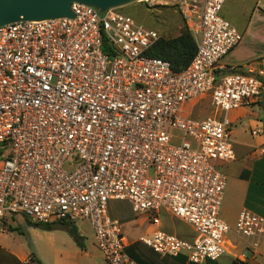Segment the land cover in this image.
Returning <instances> with one entry per match:
<instances>
[{
	"label": "built area",
	"instance_id": "obj_1",
	"mask_svg": "<svg viewBox=\"0 0 264 264\" xmlns=\"http://www.w3.org/2000/svg\"><path fill=\"white\" fill-rule=\"evenodd\" d=\"M224 1L136 2L175 8L192 34L196 52L178 73L149 57L159 36L120 8L71 4L73 18L0 27V230L6 215L85 222L104 264H135L122 224L107 214L109 201H125L154 227L162 210L194 232L191 241L158 228L140 237L155 254L203 264L227 252L219 215V165L235 160L227 114L261 101L264 69L220 64L242 40L220 17ZM206 98L213 116H182ZM235 231L256 248L264 219L241 211Z\"/></svg>",
	"mask_w": 264,
	"mask_h": 264
},
{
	"label": "crops",
	"instance_id": "obj_2",
	"mask_svg": "<svg viewBox=\"0 0 264 264\" xmlns=\"http://www.w3.org/2000/svg\"><path fill=\"white\" fill-rule=\"evenodd\" d=\"M226 1H224V4ZM262 3H264V0H257L253 13L259 12L264 15V6ZM249 29H246L244 32L238 30L242 33V40L222 59V66L240 68L248 66L251 70L255 71L264 69V61L259 62V60L264 59V32L259 31L251 36V29ZM195 104L194 102L185 104L182 116L191 118L192 109ZM256 106L260 108L258 103L257 105H252V107ZM229 115L230 117L228 118L234 126L241 119L247 120V127L249 128L248 136L251 138V141L243 138L232 139L235 160L231 163L219 165V168L226 177V185L219 215L221 220L229 227V232L226 235L227 252L217 263L264 264V236L260 239L258 247L252 248L250 239L239 236L235 231L237 216L241 211L250 212L264 219V153L260 152V149L264 150V133L256 137L251 135V131L257 127H262L264 130V121L252 119L257 115L259 116V111L257 110L253 112L238 108L231 111ZM262 118H264V115H262ZM242 175H245V177H242ZM166 214L171 219L173 218L168 213ZM139 217H142L146 227L144 230L139 229L141 233L137 234L139 235L138 240L142 236L151 234L156 228L160 229V221L159 226L154 227L151 225L147 216L142 215ZM182 223L185 224L184 222ZM54 231L65 232L71 237L64 229L44 232ZM126 237L128 240L126 250L129 256L134 260L137 259L140 264H156L155 261L157 260L159 262L164 261L165 264H191L187 261L184 254L177 257L160 256L146 246L140 247L137 243L131 242L127 235ZM72 242H75L73 238ZM81 244L82 248L70 244L65 239L47 236L44 237L42 245L34 242V246H30V255L34 257L37 264H104L102 256L96 246L95 249L99 255L87 251V247L82 240ZM17 252L18 250L16 248L3 244V241L0 239V264H19L22 258L18 256Z\"/></svg>",
	"mask_w": 264,
	"mask_h": 264
},
{
	"label": "rangeland",
	"instance_id": "obj_3",
	"mask_svg": "<svg viewBox=\"0 0 264 264\" xmlns=\"http://www.w3.org/2000/svg\"><path fill=\"white\" fill-rule=\"evenodd\" d=\"M256 2L257 0H227L222 7L220 17L240 32H244L246 29L252 27L250 28L252 33L251 36L259 31L264 32V15L259 12L253 13ZM262 5L264 6V3H262ZM120 12L130 17L137 25L156 32L159 38L163 39H171L178 36L180 31L186 27L177 10L170 6L157 7L147 11L143 5L134 2L121 7ZM263 61L264 59L259 60V62ZM221 62L222 60L220 61V64ZM194 103L196 104L192 109L191 118L200 120L215 114L213 108L209 104L208 98L195 101ZM258 104L260 105V108L257 106L252 107V105H257V103L241 108L246 109L247 111H259V116H252V119L264 121V118H262V115H264V96ZM229 114L230 112L228 113V117H230ZM247 126L246 119H241L235 126L232 125L231 138H243L245 140L247 139V141H251V138L248 136L249 128ZM107 214L110 218L116 219L122 224L124 232L131 242L137 243L140 247H145V245L137 239L139 238V235L137 234H140V230H144L146 225L143 223L142 217L137 216L131 211L130 205L127 202L109 201ZM157 217L161 223V227L159 229L161 232L174 235L177 238L187 241H191L195 237L194 232L187 226V224L185 225L178 220L173 218L171 219L166 212L161 210ZM4 226V231L0 230V239L3 241V244L13 246L18 250L17 254L20 258H22V261L19 264H22L23 261L28 258L34 259V257L30 255V246H34V242H38L39 245H42L44 237L47 236L65 239L69 241L70 244H74L78 247L76 242H72V238L65 232H44L38 228L30 227L27 225V219L21 215H6L4 218ZM71 226L77 230L78 235L87 247V251L99 255L98 252H96L93 233L89 225L85 222H76ZM125 252L127 256L135 262V264H140L137 259L134 260L129 256L127 250ZM155 263L165 264L164 261L159 262L158 260L155 261Z\"/></svg>",
	"mask_w": 264,
	"mask_h": 264
},
{
	"label": "water",
	"instance_id": "obj_4",
	"mask_svg": "<svg viewBox=\"0 0 264 264\" xmlns=\"http://www.w3.org/2000/svg\"><path fill=\"white\" fill-rule=\"evenodd\" d=\"M138 0H0V27L19 21L73 18L71 4L90 6L99 12L121 8Z\"/></svg>",
	"mask_w": 264,
	"mask_h": 264
},
{
	"label": "trees",
	"instance_id": "obj_5",
	"mask_svg": "<svg viewBox=\"0 0 264 264\" xmlns=\"http://www.w3.org/2000/svg\"><path fill=\"white\" fill-rule=\"evenodd\" d=\"M196 52V45L192 34L184 27L178 36L171 39L159 38V40L149 49L150 58L160 59L169 63L173 72H181L191 62ZM245 174V173H244ZM242 177H245V175ZM27 225L38 228L42 231H53L57 229L66 230L75 240L78 247L82 248L81 238L77 230L68 224H33L27 220ZM35 264L37 262L34 259ZM205 264H218L217 262L207 261Z\"/></svg>",
	"mask_w": 264,
	"mask_h": 264
}]
</instances>
